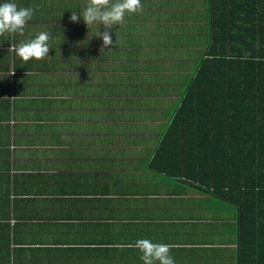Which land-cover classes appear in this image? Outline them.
<instances>
[{
    "label": "crops",
    "instance_id": "obj_1",
    "mask_svg": "<svg viewBox=\"0 0 264 264\" xmlns=\"http://www.w3.org/2000/svg\"><path fill=\"white\" fill-rule=\"evenodd\" d=\"M151 1L139 15L154 48L164 20L204 35L216 9L249 35L264 18V3L249 6L256 0ZM12 2L35 10L22 34H0V264H142L138 238L170 245L176 264H242L239 204L178 173L177 156L155 155L176 87L129 92L138 72L119 69L103 101L91 89L88 44L64 41L63 0ZM41 31L49 56L25 62L8 51ZM142 47L146 68L154 48Z\"/></svg>",
    "mask_w": 264,
    "mask_h": 264
},
{
    "label": "trees",
    "instance_id": "obj_2",
    "mask_svg": "<svg viewBox=\"0 0 264 264\" xmlns=\"http://www.w3.org/2000/svg\"><path fill=\"white\" fill-rule=\"evenodd\" d=\"M87 3L88 0H63L62 14L67 29L65 43L76 41L78 36L89 46L92 92L108 101L105 93L113 86L106 85L107 76L119 69L138 72L134 73L133 83L127 79L129 92L152 94L175 86L179 94L176 111L155 155L177 156L174 163L178 173L238 203L241 262L264 264L263 13L247 35L235 34L225 16L215 17V9L208 20L211 25L207 33L190 35L184 25L172 28L156 11L151 13L154 21H163L160 25L165 26L164 34L156 35L158 48H154L152 34L145 33L150 31L144 23L148 17L139 15L152 1L141 0L140 10L126 13L121 23L107 29L113 44L104 46L101 37L95 35L106 30L102 24L87 25L82 18L70 20L72 11L79 12ZM255 3L257 8L264 1H252L249 6L254 8ZM219 22L226 28L216 27ZM144 45L154 48L150 51L154 60L146 62V68L141 64V57L146 55ZM188 45L197 48L191 50ZM141 76L151 80L142 83Z\"/></svg>",
    "mask_w": 264,
    "mask_h": 264
},
{
    "label": "clouds",
    "instance_id": "obj_3",
    "mask_svg": "<svg viewBox=\"0 0 264 264\" xmlns=\"http://www.w3.org/2000/svg\"><path fill=\"white\" fill-rule=\"evenodd\" d=\"M141 8V0H88L82 10L72 11L70 20L76 22L82 18L87 25L102 24L106 30L102 33L99 31L95 35L101 37L104 46H108L113 44V39L107 29H112L114 25L121 23L126 13H135ZM34 10L31 6L18 8L12 0H0V34H22L24 25L32 18ZM49 40L50 34L41 31L31 39L10 44L8 51L14 52L25 62L30 59L40 60L49 56ZM133 247L139 250L142 264H176L168 244L156 243L148 238H138Z\"/></svg>",
    "mask_w": 264,
    "mask_h": 264
},
{
    "label": "bare ground",
    "instance_id": "obj_4",
    "mask_svg": "<svg viewBox=\"0 0 264 264\" xmlns=\"http://www.w3.org/2000/svg\"><path fill=\"white\" fill-rule=\"evenodd\" d=\"M204 184V183H203ZM213 185V184H212Z\"/></svg>",
    "mask_w": 264,
    "mask_h": 264
},
{
    "label": "rangeland",
    "instance_id": "obj_5",
    "mask_svg": "<svg viewBox=\"0 0 264 264\" xmlns=\"http://www.w3.org/2000/svg\"><path fill=\"white\" fill-rule=\"evenodd\" d=\"M115 66H117V65H115Z\"/></svg>",
    "mask_w": 264,
    "mask_h": 264
}]
</instances>
